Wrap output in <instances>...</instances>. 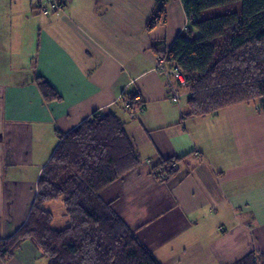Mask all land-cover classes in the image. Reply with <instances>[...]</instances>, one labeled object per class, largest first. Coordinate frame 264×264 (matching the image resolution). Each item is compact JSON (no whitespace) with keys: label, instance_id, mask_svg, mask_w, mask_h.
Returning <instances> with one entry per match:
<instances>
[{"label":"crops","instance_id":"obj_1","mask_svg":"<svg viewBox=\"0 0 264 264\" xmlns=\"http://www.w3.org/2000/svg\"><path fill=\"white\" fill-rule=\"evenodd\" d=\"M36 5L0 0V241L26 223L60 136L102 110L124 121L142 162L100 198L162 264H232L254 249L264 254L260 104L185 116L187 91L180 90L184 102H172L156 69V42L170 46L188 28L181 1H170L167 23L152 30L155 0H66L51 16ZM39 78L60 99L47 100ZM125 96L139 97L144 109L131 116ZM170 158H181L178 174L159 182L152 170ZM44 208L54 228L68 226L63 201ZM55 208L64 227L54 224ZM0 264L49 260L28 240Z\"/></svg>","mask_w":264,"mask_h":264},{"label":"trees","instance_id":"obj_2","mask_svg":"<svg viewBox=\"0 0 264 264\" xmlns=\"http://www.w3.org/2000/svg\"><path fill=\"white\" fill-rule=\"evenodd\" d=\"M170 1L155 0L148 30L167 23ZM180 1L188 21L186 32L172 45L161 40L154 48L158 58L178 66L184 74L182 89L189 98L185 116H213L246 103L260 104L264 111V0ZM38 81L47 100L60 99L48 81ZM136 98L123 99L124 108L130 104L131 116L144 109L142 100ZM51 157L38 179L26 223L0 241L2 260L11 259L30 240L49 264H162L111 204L100 198L105 187L142 162L124 121L101 110L60 136ZM180 161H162L153 168V175L159 182L170 181L178 174ZM60 200L69 223L61 230L54 228V216L44 208ZM232 264H264V254L254 249Z\"/></svg>","mask_w":264,"mask_h":264},{"label":"built area","instance_id":"obj_3","mask_svg":"<svg viewBox=\"0 0 264 264\" xmlns=\"http://www.w3.org/2000/svg\"><path fill=\"white\" fill-rule=\"evenodd\" d=\"M66 0H37L36 11L51 16V14L60 12L65 5ZM157 71L161 73L168 85L170 100L176 104L180 102L182 95L180 89L185 87V77L178 66H170L164 58H158ZM136 101L139 98L135 99ZM125 108L130 109L129 102L124 104Z\"/></svg>","mask_w":264,"mask_h":264},{"label":"rangeland","instance_id":"obj_4","mask_svg":"<svg viewBox=\"0 0 264 264\" xmlns=\"http://www.w3.org/2000/svg\"><path fill=\"white\" fill-rule=\"evenodd\" d=\"M34 1H36L37 2V0H34ZM34 8V7H33ZM29 10H31V12H32V9H29ZM36 11V10H35ZM42 14V13H41ZM14 15H16V14H14ZM44 15V14H43ZM9 19H11V17L9 18ZM187 99V96H184L183 98H182V101L184 102L185 100ZM53 212H54V214H55V226L56 227H64V225L65 224H59V223H61V221L63 220V215H61L59 212H57V209L55 208V209H53Z\"/></svg>","mask_w":264,"mask_h":264}]
</instances>
